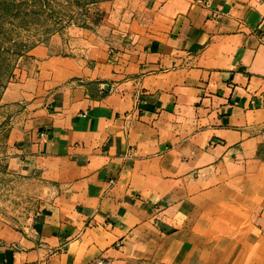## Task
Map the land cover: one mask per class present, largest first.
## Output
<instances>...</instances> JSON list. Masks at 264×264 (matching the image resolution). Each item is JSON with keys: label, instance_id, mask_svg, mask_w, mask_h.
Masks as SVG:
<instances>
[{"label": "crops", "instance_id": "obj_1", "mask_svg": "<svg viewBox=\"0 0 264 264\" xmlns=\"http://www.w3.org/2000/svg\"><path fill=\"white\" fill-rule=\"evenodd\" d=\"M134 39L31 50L4 131L46 184L0 264H264V0H133Z\"/></svg>", "mask_w": 264, "mask_h": 264}, {"label": "rangeland", "instance_id": "obj_2", "mask_svg": "<svg viewBox=\"0 0 264 264\" xmlns=\"http://www.w3.org/2000/svg\"><path fill=\"white\" fill-rule=\"evenodd\" d=\"M133 0H0V222L15 229L42 213L46 184L25 172L4 131L39 92L31 50L81 30L125 45L134 39Z\"/></svg>", "mask_w": 264, "mask_h": 264}, {"label": "built area", "instance_id": "obj_3", "mask_svg": "<svg viewBox=\"0 0 264 264\" xmlns=\"http://www.w3.org/2000/svg\"><path fill=\"white\" fill-rule=\"evenodd\" d=\"M202 2L206 6H210V1L209 0H202ZM88 264H111V261L108 258H106V257L100 256V257H97L96 259L92 260Z\"/></svg>", "mask_w": 264, "mask_h": 264}]
</instances>
